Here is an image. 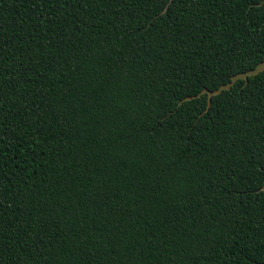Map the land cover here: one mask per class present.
<instances>
[{"label":"trees","instance_id":"1","mask_svg":"<svg viewBox=\"0 0 264 264\" xmlns=\"http://www.w3.org/2000/svg\"><path fill=\"white\" fill-rule=\"evenodd\" d=\"M264 0H0V264H264Z\"/></svg>","mask_w":264,"mask_h":264},{"label":"water","instance_id":"2","mask_svg":"<svg viewBox=\"0 0 264 264\" xmlns=\"http://www.w3.org/2000/svg\"><path fill=\"white\" fill-rule=\"evenodd\" d=\"M259 72H264V62L256 64L254 68L249 69L245 72L237 73L235 75L230 76L229 81L227 83L219 85L216 89L212 91H207L205 89H202L199 93H197L194 96H188V97L183 98L182 100H179L178 104H180L182 101L191 100L193 98L199 97L202 94H205L206 95L205 110H207L210 104V98L212 96L218 95L221 91L228 90L237 80L246 81L248 77L255 76Z\"/></svg>","mask_w":264,"mask_h":264}]
</instances>
